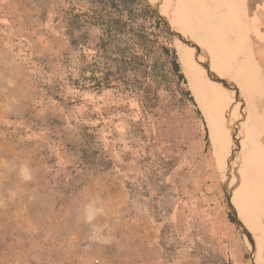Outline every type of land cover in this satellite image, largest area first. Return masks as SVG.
<instances>
[{
    "label": "rangeland",
    "instance_id": "rangeland-1",
    "mask_svg": "<svg viewBox=\"0 0 264 264\" xmlns=\"http://www.w3.org/2000/svg\"><path fill=\"white\" fill-rule=\"evenodd\" d=\"M147 1L171 30L186 83L162 59L149 91L137 70L134 90L120 94L73 85L82 58L107 65L94 57L100 31L70 25L73 9L98 0H0V264H264L253 207L232 184L241 154L231 149L234 86L222 62L228 105L219 102L217 139L193 79L207 86L212 76L191 75L185 56L207 63L197 59L210 56L197 45L204 26L191 31L173 0ZM241 1L246 45L264 74V0ZM163 9L185 18L184 35Z\"/></svg>",
    "mask_w": 264,
    "mask_h": 264
},
{
    "label": "bare ground",
    "instance_id": "bare-ground-1",
    "mask_svg": "<svg viewBox=\"0 0 264 264\" xmlns=\"http://www.w3.org/2000/svg\"><path fill=\"white\" fill-rule=\"evenodd\" d=\"M166 1L168 4L172 2V0ZM166 1L163 2L166 3ZM173 1L177 8L183 11L184 16L187 18V24L189 25L188 28L191 29V31L193 30V28L200 26V24L204 26L203 31L196 34V36L199 37L197 45H201V47H199V49L201 50H203L202 48L205 46L209 47L210 56H206V58H195L199 59L198 61L201 62V65L203 64V60H205L207 63L205 62L206 64L202 65L204 66L203 68H199L198 65H194L193 55L185 54V56H187V62L190 63L189 71L191 75L192 71L198 70V72L201 71L200 73H205L212 76L211 83H209L207 86L204 83L207 80L203 81L199 78H195V76L193 77V79L198 90H200V94L203 95L205 99L208 98V104L211 105V108L214 112L213 115L211 114L210 116L213 120L215 138L217 139H220V135H223V130L221 131V127L218 122V115L223 111L222 109L224 108L219 107V102H224V106L228 105V102L224 101L222 96L223 91H225L224 95L227 94V91L223 90L224 87L226 88V81H219V74L217 75V73H221L222 69H219L218 72V66L222 62L224 64L226 78L227 80L231 81L234 86V93L232 94V96L234 98L235 104L234 109L237 111L235 112L236 114L232 115L229 125L233 132L236 130L235 135L237 136H235L234 138L235 146L233 145L231 149L234 152V150L236 149L235 147L238 148L239 145L241 148V154L238 153L240 158V161L238 160L240 164V170L237 177L232 179V184L234 182L236 184H238L239 182L241 183V192L237 191L235 194H237L238 196L240 193V195H244V203H246L250 207H253L254 212L250 214L252 216L254 215L256 221L253 223H249L252 229L251 232L260 236L262 243L264 244V201H262V197L264 195V104L262 102V100L264 99V74L259 67V63L256 57H253L250 54L249 49L246 45L248 34L247 30L242 24L244 22L245 13L243 14L240 12V9H243V11L246 12V6L242 4L241 0H239V10L235 7L236 0ZM162 11V14L165 13V15L170 17V20L178 30L182 31V33H186L187 26L185 24V18H177L178 15L176 16V14L172 13L169 14L164 9ZM185 33H183V35ZM193 39L190 40L193 42ZM186 51L187 50H185V52ZM206 52L204 51L203 53ZM254 85L255 87H253ZM250 90L252 94L249 92ZM247 92L251 94L250 97L252 98L254 97V95H256L254 97L255 101L248 102L247 106H244L243 109V106H239L240 98L244 93ZM237 95L238 97H236ZM229 103H231V100L229 101ZM258 104H260V106ZM209 105H207L208 108ZM238 110H242L246 115V117L243 116L245 117V121L244 124H241L243 128L242 133L239 132L241 134L237 132L238 125H236L238 119L240 118L237 113L239 112ZM223 129L225 128L223 127ZM239 130L240 128L238 129V131ZM229 136L230 132H228L227 136L225 137L229 139ZM228 147L230 148L229 144L227 146V149ZM236 155L235 157H237ZM237 159L238 158H236V160ZM235 198L237 197L235 196ZM240 200H242V198Z\"/></svg>",
    "mask_w": 264,
    "mask_h": 264
},
{
    "label": "trees",
    "instance_id": "trees-1",
    "mask_svg": "<svg viewBox=\"0 0 264 264\" xmlns=\"http://www.w3.org/2000/svg\"><path fill=\"white\" fill-rule=\"evenodd\" d=\"M74 11L71 12V27L98 29L101 36L94 57L107 61L106 67L99 66L96 61L87 62L85 58L78 61L77 75L74 79L70 75L78 89L114 90L126 94L135 88L128 80L129 73L142 70L147 79L142 89L149 91L162 59L170 73L186 83L177 51L172 46L171 30L147 0H98L93 9ZM184 93L194 102L190 91Z\"/></svg>",
    "mask_w": 264,
    "mask_h": 264
}]
</instances>
